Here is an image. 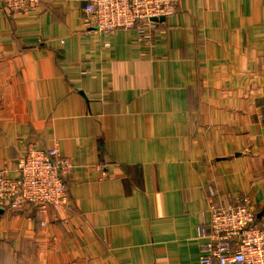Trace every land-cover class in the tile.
Wrapping results in <instances>:
<instances>
[{
  "label": "crops",
  "instance_id": "crops-1",
  "mask_svg": "<svg viewBox=\"0 0 264 264\" xmlns=\"http://www.w3.org/2000/svg\"><path fill=\"white\" fill-rule=\"evenodd\" d=\"M85 6L0 1V171L72 164L67 211L0 208V264H199L209 188L264 223V0H182L148 45Z\"/></svg>",
  "mask_w": 264,
  "mask_h": 264
},
{
  "label": "built area",
  "instance_id": "built-area-1",
  "mask_svg": "<svg viewBox=\"0 0 264 264\" xmlns=\"http://www.w3.org/2000/svg\"><path fill=\"white\" fill-rule=\"evenodd\" d=\"M0 1L11 16H28L41 2ZM181 1L86 0L83 33L109 37L117 30H135L136 43L148 45L160 31V19L175 15ZM80 73L87 74L84 69ZM71 168L57 147L28 146L16 162L17 177H9L7 168L0 171V208H34L42 215L50 210L67 211L66 177ZM215 196L209 188L211 220L198 228V238L204 241L199 264H264V223L258 222L250 200L244 197L216 203Z\"/></svg>",
  "mask_w": 264,
  "mask_h": 264
},
{
  "label": "water",
  "instance_id": "water-1",
  "mask_svg": "<svg viewBox=\"0 0 264 264\" xmlns=\"http://www.w3.org/2000/svg\"><path fill=\"white\" fill-rule=\"evenodd\" d=\"M154 21H157V19H154ZM160 21H161V22H164L165 19H164V18H161Z\"/></svg>",
  "mask_w": 264,
  "mask_h": 264
}]
</instances>
